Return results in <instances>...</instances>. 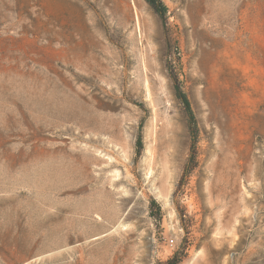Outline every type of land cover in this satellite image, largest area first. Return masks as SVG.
Listing matches in <instances>:
<instances>
[{
    "label": "rangeland",
    "instance_id": "rangeland-1",
    "mask_svg": "<svg viewBox=\"0 0 264 264\" xmlns=\"http://www.w3.org/2000/svg\"><path fill=\"white\" fill-rule=\"evenodd\" d=\"M162 1L0 0V264H264V0Z\"/></svg>",
    "mask_w": 264,
    "mask_h": 264
},
{
    "label": "trees",
    "instance_id": "trees-1",
    "mask_svg": "<svg viewBox=\"0 0 264 264\" xmlns=\"http://www.w3.org/2000/svg\"><path fill=\"white\" fill-rule=\"evenodd\" d=\"M147 1L151 5H153V7L156 9V11H158L161 15H164L166 7H165V5H164L162 0H147ZM180 96H181V98L183 99L184 103L187 106V109H188V112H189V116H190V123H191V126L193 128V131L195 132V130H196L195 122L196 121H195V117H194L193 111H192L191 106H190V102H189L187 96L184 93L180 92ZM142 143H143L142 142V137L140 136L139 140H138L139 147L142 145ZM139 151H140V148H139ZM154 203H155V201H154ZM177 263H178V261H176V260H171V261L168 262V264H177Z\"/></svg>",
    "mask_w": 264,
    "mask_h": 264
},
{
    "label": "built area",
    "instance_id": "built-area-1",
    "mask_svg": "<svg viewBox=\"0 0 264 264\" xmlns=\"http://www.w3.org/2000/svg\"><path fill=\"white\" fill-rule=\"evenodd\" d=\"M174 242V240H171V243H173Z\"/></svg>",
    "mask_w": 264,
    "mask_h": 264
},
{
    "label": "bare ground",
    "instance_id": "bare-ground-1",
    "mask_svg": "<svg viewBox=\"0 0 264 264\" xmlns=\"http://www.w3.org/2000/svg\"><path fill=\"white\" fill-rule=\"evenodd\" d=\"M32 225V224H31Z\"/></svg>",
    "mask_w": 264,
    "mask_h": 264
}]
</instances>
